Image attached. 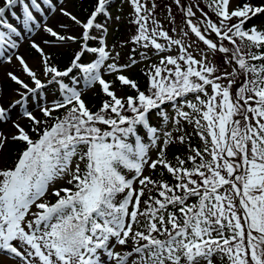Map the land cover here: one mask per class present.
I'll list each match as a JSON object with an SVG mask.
<instances>
[{
	"label": "snow or ice",
	"instance_id": "1",
	"mask_svg": "<svg viewBox=\"0 0 264 264\" xmlns=\"http://www.w3.org/2000/svg\"><path fill=\"white\" fill-rule=\"evenodd\" d=\"M131 3L138 14L135 23L139 26V35L134 37L135 42L150 41L158 52L166 51L154 37L169 40L168 33L156 28L149 32L146 26L149 17L139 15L147 9L140 0H131ZM175 3L180 4V0ZM230 3L231 0H211L209 7L214 5L212 10L222 18L224 26L218 27L209 20L205 31L210 29L232 45H236V37L246 39L250 49L261 51L242 52L239 46L218 47L191 20L187 22L209 49L227 54L228 60L238 66L225 74L242 77L236 92L231 91L235 79L228 86L216 82L222 77H210L218 69L197 61L183 47L181 51L185 54L178 58L163 57L159 65L153 66L148 73L146 91H140L132 79L118 75L120 85L136 91L135 96L118 97L112 84L101 76L104 61L110 56L104 47L84 44L74 53L71 67L60 71L51 66L39 45H31L41 56L49 82L58 84L64 93L61 100L51 107H41L40 111L44 117H53L61 109L65 113L53 117V126L46 130L34 127L33 131L40 132L36 140L20 124H13L17 132L11 139L23 142L26 147L12 168H0V264H9L10 256L18 258L11 264H108L109 261L111 264H264V31L243 29L248 19L264 13V6L245 3L230 10ZM41 4L51 12L56 11L53 0H3L0 29L7 32L0 31V57L4 56L5 45L18 47L12 36H21L17 27L5 18L6 13L19 5L22 20L15 12L11 14L31 33L34 27H41L34 16V11L44 12ZM105 6L106 0H98L96 12L83 24L63 8L60 11L82 29V40L87 42L92 39V30L103 27L96 21L97 15L105 12ZM186 15H194L191 7L187 8ZM232 18H239L240 22L231 26L224 23ZM44 30L61 44L77 40L72 35L58 34L52 27ZM171 43L181 45L180 40H171ZM143 46L147 48L149 44ZM85 52H98L99 59L85 65L81 61ZM17 59L35 87L30 88L11 72L7 75L35 96L46 85L22 57ZM74 68L83 72L86 87L98 83L109 98L95 113L86 106L82 91L58 79L68 77ZM107 68L110 72L119 71L115 63ZM205 86H211L213 94ZM189 93L197 94L199 106L184 101L192 113L199 115L195 120L189 112L176 106L178 98ZM201 93L206 100L200 98ZM18 94L20 98L10 101L8 107L0 102V123L7 122L9 110L19 105L23 108V117L33 125H40L42 121L24 107L28 95ZM2 96L0 89V100ZM168 102L176 106L178 117L195 124L204 141L202 151L193 150L194 155L187 157L192 163L190 168L184 167L186 161L179 158L178 166L170 164L163 148L158 159L150 162L149 147H156L159 137L157 128L149 126V114ZM159 115L167 124L168 115L164 111ZM137 125H143L151 134L150 145L141 142ZM129 137H135V146L128 142ZM164 137L165 146L172 142L171 132H164ZM8 139L0 133V155ZM179 142H184L183 136ZM158 166L174 176L176 183L170 185L144 175L146 167L156 170ZM123 169L134 173L132 179L123 174ZM65 176L69 177L67 183L71 187L52 192L55 203L45 202L43 198L50 186ZM136 182L139 187L134 186ZM148 185L156 188L158 196L149 194L141 209L146 189L151 191ZM190 199L194 202L189 203ZM129 244L130 249L115 251L117 246L128 248Z\"/></svg>",
	"mask_w": 264,
	"mask_h": 264
},
{
	"label": "rangeland",
	"instance_id": "2",
	"mask_svg": "<svg viewBox=\"0 0 264 264\" xmlns=\"http://www.w3.org/2000/svg\"><path fill=\"white\" fill-rule=\"evenodd\" d=\"M161 1L162 0H140L141 4L147 9V12L152 8L155 11L158 9L159 18L161 17V19H165V25H159L158 27L165 26V29H169V26L174 24L173 35L169 36V38L172 39L165 40L163 37H160L158 35L154 37L158 43L164 45V47L166 48V51L164 52H158L153 46L150 45V47L146 48V50L142 49V51L137 54L136 57H131L133 43L129 41V37H131V35H137L139 30L138 28V30L136 31L131 30V32H129L130 29L125 25V23L128 21V15L124 14V12L132 11L136 15V18H138V14L135 13V9L133 4L131 3V0H127V2L123 5L122 13L120 12L119 14H117L119 10L117 9V6H115L112 9L111 14H109L107 18L105 17V19L103 18V20L99 18V20L96 21V23H99L103 26L102 28H99L103 31V33L102 35H100L98 33L99 29H94L90 32V35L92 36L94 41H97L100 36H102L100 40L102 41V47H104L105 50L110 53L109 59L104 61V64L101 68V76L107 82H109L112 77L116 79L118 75H124L130 79H133L136 73H138L143 68V66H150L156 63L158 60H161V58L163 57L171 56L173 58H178L180 55L185 54L181 51V47H183L189 52L191 51V53L193 54V58L197 61H204L205 63H208L210 65H212L211 62L215 61V58L213 57V51L208 50L206 47H203L201 49L196 46L195 42L198 44L197 40H200L199 37L194 35L195 33L192 34L188 30H186L183 21L180 19V14L183 12L186 13L185 11H187L186 7L190 4L189 0H180V4L175 3V0H172V2L171 0H169L171 4H175V12H171L169 10L170 8H167V4H162ZM25 2H28V0H25ZM239 2L240 0H231L229 6L230 10L235 9L238 6ZM181 3L183 4V6L181 5ZM53 4L56 5L55 12H51L48 7L44 4H41V7L44 9V12L42 14L36 13L33 10L34 16L36 17V22L39 23L41 27H34L31 33L26 31L22 27L21 21L16 20L11 14L12 12H15L16 16L21 17L22 20V10L19 5L8 11L5 17L9 23L17 27V30L21 32V36H12V39L18 44L17 48H10L8 45L4 46L5 53L3 57H0V65L8 62V58L11 59L14 55L15 58L22 57L24 60L26 59V63L28 64L29 68L36 73L37 78L41 79V82L44 83L46 86L44 89H38L37 94L33 96L32 94H28L26 90L20 85H17L14 81H12L7 75L9 72L15 74L20 80L28 84L30 88L35 87L34 81L31 77L27 75L23 67L20 65L19 60L17 59V67L9 70L8 73H6V75L4 76V79L0 82V89L3 90V93L7 90V92H9L7 93V96H2V100H0V102H2L5 107H8L10 101L20 98L18 93L24 92L26 95H28V102L24 107H26L28 111H31L38 120H41V118L43 117L40 108L44 106L51 107L53 103L57 101V99L55 95L51 94L50 91H48L50 86V77L44 73V65L41 63L40 54L35 51V49L32 48L31 45L33 43H36L41 49H43L45 54H47L48 52H62L68 50H70L71 52L77 49L79 50L78 40L79 37H82V29L79 26H76L74 22L70 20V18L64 17L60 9L63 8L64 10L70 12L72 15H75L77 19L81 21L82 24L86 21L84 13L82 14L79 12V9L77 7V0H62V2L61 0H53ZM118 4L119 0L116 5ZM0 6H3V0H0ZM191 7L194 6L191 4ZM147 12L142 11L139 15H147ZM196 13H199L197 9ZM62 24L68 25L69 27H61L60 25ZM216 24L217 26L220 25L218 23ZM46 27H52L53 30L57 31V33L60 35L67 34L66 36L72 35L74 37H77V40L68 44H61L59 41H56L55 38H53L44 30ZM0 31L7 32L6 29H0ZM161 31H164V29ZM171 40H180L181 45L172 44ZM45 41H49V43H45ZM132 60H135L136 62L133 64L131 63ZM112 63H115L117 65L119 71L110 72L108 70L107 66ZM194 67L199 68V65H194ZM219 69L221 70L219 73L222 74L231 72L230 65H228L227 67H222L219 65ZM231 80H233L231 76H223L222 79L216 82L221 83L223 86H228ZM77 81L78 82H76L75 88L78 91H82L83 99H86V96L88 95H92L93 93L95 94L100 89L98 83L86 87V81L84 78H82V76H80ZM111 84L113 89L116 91V95L118 97L130 96L132 90L130 87L127 88L123 85H117V83L115 84L114 82ZM235 85V83H232L231 85L232 92H236L239 87L237 86L236 88ZM205 88L210 95L213 94L211 86H205ZM199 95L201 99H207V97H205L202 93ZM187 101L198 104V101L195 98H188ZM176 106H178L182 111L189 112L192 115V110L187 107L184 101H177ZM176 106H174L173 109L170 110L171 116L167 128L161 129V131H159L157 134L159 137V139L157 140V146L149 147L148 155L150 157V162L152 160L158 159L160 149L165 148V145L163 144V141L165 139L164 132H168L169 130V132H171L173 126L178 127L182 124V122L186 121L184 118L177 116ZM22 113L23 108L19 105L15 108H11L9 110V120L7 122L0 123V133H3L9 138L2 150V155H0V168H4L6 166L7 161L9 160V141L11 139V136L17 132L16 128L13 127V124H20V126L23 127L26 131L29 127V124L31 123L27 120L26 117L22 116ZM175 120H179V124L174 123ZM147 145L150 144L147 143ZM80 165H83V163H81ZM151 173L152 170L146 167L144 175L150 176ZM68 178L69 177L65 176L62 179H57L56 181H54V183L50 186L48 193L43 198L44 201L48 203L52 202L55 198V196L52 195V192L61 188L68 187ZM134 186L139 187L138 182H136ZM33 211H36L34 206ZM128 249H130V247L124 248L121 246H117L115 248V251L123 252ZM14 259L18 258L10 256L9 264H11V261ZM108 264H111V262L109 261Z\"/></svg>",
	"mask_w": 264,
	"mask_h": 264
},
{
	"label": "trees",
	"instance_id": "3",
	"mask_svg": "<svg viewBox=\"0 0 264 264\" xmlns=\"http://www.w3.org/2000/svg\"><path fill=\"white\" fill-rule=\"evenodd\" d=\"M127 2V0H119V6L116 5L118 3V0H106V6L105 8L110 5L111 9L114 8L115 6H117V9L120 10V8L122 9L123 5ZM172 2V0H171ZM162 4H167V8L172 12L176 10L175 8V4L174 3H170L169 0H162L161 1ZM189 5L186 7V9L188 7H191V4L195 7H191L192 11L194 13L193 16L189 17L186 16V13H181L180 14V19L183 21L184 23V27L186 28V30H188L190 33L194 34L190 29H191V25L188 24V20L192 21V25H195L197 27H199L201 29L202 34L205 36L206 39H211L213 43H217L218 47L223 45L225 47H229L230 49H234L236 46H239L242 50V52H248V51H253V52H259L261 51L258 48H249V42L244 39L241 40L240 38L236 37V45H232L229 41H222L220 39V37H217L215 35V33H212L210 29H208L207 31H205V28H207V22L209 20H211V22L213 23H218L220 24L218 27H223L224 25L221 24V19L220 17H218L215 12L212 10V7H214V5L212 7H209V5L211 4V0H189ZM245 3H249L253 6H264V0H240L238 6H243ZM169 5V6H168ZM181 5L183 6V4L181 3ZM77 7L79 9L80 13H84L85 16V20L87 21L88 18H91V15L96 12V9L98 7V0H77ZM185 9V10H186ZM196 9L199 11V13H196ZM166 10V9H165ZM168 11V10H167ZM186 12V11H185ZM120 11L117 13L119 14ZM124 14L128 15L127 16V22L125 23V25L130 29L129 32H131V30L136 31L138 30L139 26L135 23L136 15L132 12V11H127L124 12ZM147 16L148 21H147V27L149 29V32H151V30L153 28H156L157 31H161L164 29L165 32H167L169 34V36L173 35V25L169 26V29H165V26L162 27H158L159 25H165L163 18L161 19V17L159 18V12L158 9L155 11L153 8L151 10H148L147 12ZM106 17V12L102 13V14H98L97 15V19L101 18L103 20V18ZM166 18V17H164ZM195 18V19H194ZM240 19L239 18H232L230 21H226L224 22L225 24H227L228 26H231L232 24H236L239 23ZM252 28H256L258 31H264V13H259L255 16H252L251 19H248L244 25H243V29L248 31ZM168 30V31H166ZM137 35H139V30ZM137 35H131V37H129V41H133L132 44V53H131V57L134 58L136 57L137 54H139L142 49H144V44L148 43L149 47H150V41L146 42V41H140L139 43L135 42L134 37ZM195 35V34H194ZM231 35V33H230ZM198 44L195 42L196 46L199 48H203L206 47L208 50H211L208 48V46L206 44H204L203 41L201 40H197ZM84 44H87L88 47H95V48H99V41H93V39H90L87 42H84L82 40V37L79 39V50H74L71 51H63V52H51V53H47V58H49L50 60V64L51 66L56 67L58 70L60 71H64L67 70L68 67H71V61L74 59V53L79 52L81 50V48L84 46ZM148 48V47H147ZM146 50V47H145ZM187 51V50H186ZM213 51V50H211ZM89 52H85L84 56L81 57V61L87 65L92 63L91 59L92 56L91 54H88ZM98 53V52H97ZM213 57L215 58L214 62H211L213 67H216L218 69L217 73L214 74L212 77V79H215V76H221L223 78L226 77L225 74L219 73L221 70L219 69V65L222 67H227L228 65H230L231 67V72L232 73L234 68H237L238 66L235 64L234 61H230L228 60V56L227 54L218 52V51H213ZM187 54H190L193 56V54L191 53V51H187ZM91 58V59H90ZM79 63V61H78ZM160 60H158L156 63L150 65V66H143V68L136 73V75L133 77V81L136 82V84L138 85V88L140 89V91H146V89L148 88V82H149V76L148 73L150 71H152L153 66L154 65H159ZM182 64V67L186 68V65L184 64V62H180ZM254 63L259 64V61H255ZM168 68H173V66L168 65ZM198 69V67H196ZM81 71L78 69H73V72L69 74L68 77H63V78H58L61 79L63 83L67 84L69 87H73L75 85V83H73V81H76L77 75L80 73ZM83 73V72H82ZM229 77V76H228ZM233 79H235V87L237 88V86L239 85V83L242 80V77L240 75H237L236 77H231ZM195 79V78H194ZM110 83H117V85L119 84V81L115 78L112 77V79H110L109 81ZM54 87L53 90L59 91L60 94L58 95H64V93L62 92V90L59 88V85L56 84L55 82L52 85V88ZM127 88L129 86H126ZM136 95V91L134 89L131 90V94L130 96H135ZM197 94L195 93H189L187 96L183 97V98H178L177 101H185L188 98H195ZM109 99L108 97H106V95L101 91V88L94 94L92 95H88L86 96V106L93 112H97L101 106L102 103ZM177 103V102H176ZM173 105L171 102H168L164 105H161L160 109L157 110H153L150 114H149V126L150 127H156L158 132L161 131V129H166L168 124H169V120L167 122V124L164 123L163 118L159 115L160 111H164L169 119L171 116L170 110L173 109ZM65 113V110L61 109L58 112H56L55 114H53V117H60L63 116ZM126 115L131 116V113H125ZM193 119H197L200 118L198 114L192 113ZM53 117H44L43 120L41 119L42 123L38 126L30 124L29 125V130L28 133L30 134V137L33 140H36L39 138L40 136V132L39 131H33L32 129L34 127L38 128L39 130H46L47 128H50L51 126H53L54 124V119ZM202 123H205L202 121ZM106 128L107 126H101ZM170 131V130H169ZM168 131V132H169ZM172 142L169 143L168 145L165 146L164 148V153H165V158L166 160L174 165V166H178L177 164V158L179 159H183L186 161L184 167L186 168H190L192 166L191 161L187 160V157L194 155V151L193 150H203L204 148V141L201 140L199 134H198V130L196 129V126L194 123H189L188 121L182 122V124L178 127L173 126L172 127ZM137 135L141 137V139L143 137H145L146 139L148 138L149 140H151V134L148 133L147 128H145L143 125H137ZM183 136L184 137V142L180 143L179 142V137ZM210 139V138H209ZM128 142L133 143V146H135V137H129L128 138ZM26 147V145L23 142H19V141H14V140H10L9 141V161L7 163V168H12L15 164V162L18 160L20 153L22 152V150H24ZM205 157L207 158V153H205ZM84 167V166H83ZM83 167H81L83 169ZM123 174H125L127 176V178L130 179L132 172L127 170V169H123ZM152 180L154 181H161V182H167L170 185L176 183L175 181V177L172 176L171 174L167 173V171L162 167V166H158L156 170H152L151 175L149 176ZM148 189H150L151 191L149 192L146 189V194L145 197H143L141 199V209L144 208V199H147V196L149 194L155 196H158V192L156 190V188L153 185H148ZM223 191V190H222ZM120 197H118L119 199ZM190 199L189 203H193L194 201H192ZM56 202V199L54 200V203ZM141 221H143V217H140ZM129 247H131V244L129 245ZM217 264H219V262H217Z\"/></svg>",
	"mask_w": 264,
	"mask_h": 264
},
{
	"label": "bare ground",
	"instance_id": "4",
	"mask_svg": "<svg viewBox=\"0 0 264 264\" xmlns=\"http://www.w3.org/2000/svg\"><path fill=\"white\" fill-rule=\"evenodd\" d=\"M14 56H13V58L10 59L11 60L10 63L6 62V63L0 65V82L4 79V76L6 75V73H8L9 70L17 67V62H16L17 58H15ZM18 56H20V55H18ZM7 91H4V93H3L4 96H7V93H9ZM12 96H14V95H12Z\"/></svg>",
	"mask_w": 264,
	"mask_h": 264
}]
</instances>
